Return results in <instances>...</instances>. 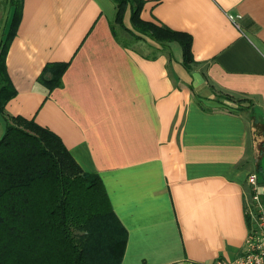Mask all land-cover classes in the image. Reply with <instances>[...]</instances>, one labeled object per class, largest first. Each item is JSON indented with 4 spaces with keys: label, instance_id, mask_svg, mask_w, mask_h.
Returning <instances> with one entry per match:
<instances>
[{
    "label": "crops",
    "instance_id": "obj_1",
    "mask_svg": "<svg viewBox=\"0 0 264 264\" xmlns=\"http://www.w3.org/2000/svg\"><path fill=\"white\" fill-rule=\"evenodd\" d=\"M114 14L112 0H22L0 137L7 117L33 119L100 176L127 231L121 264L232 259L247 175H264V0H144L142 19L191 35L187 65L176 41L118 42ZM49 62H68L51 91Z\"/></svg>",
    "mask_w": 264,
    "mask_h": 264
},
{
    "label": "trees",
    "instance_id": "obj_2",
    "mask_svg": "<svg viewBox=\"0 0 264 264\" xmlns=\"http://www.w3.org/2000/svg\"><path fill=\"white\" fill-rule=\"evenodd\" d=\"M112 1L110 27L118 42L149 40L158 50L176 41L183 62L193 60L191 35L142 19L144 0ZM21 7L22 0H0L1 114L16 93L5 56ZM67 67L68 62H49L38 81L51 91ZM126 242L100 176L84 171L47 127L21 115L7 117L0 137V264H121Z\"/></svg>",
    "mask_w": 264,
    "mask_h": 264
},
{
    "label": "built area",
    "instance_id": "obj_3",
    "mask_svg": "<svg viewBox=\"0 0 264 264\" xmlns=\"http://www.w3.org/2000/svg\"><path fill=\"white\" fill-rule=\"evenodd\" d=\"M247 182L250 195L245 200L248 230L244 248L234 258L218 260L216 264H264V187L257 172H250Z\"/></svg>",
    "mask_w": 264,
    "mask_h": 264
},
{
    "label": "rangeland",
    "instance_id": "obj_4",
    "mask_svg": "<svg viewBox=\"0 0 264 264\" xmlns=\"http://www.w3.org/2000/svg\"><path fill=\"white\" fill-rule=\"evenodd\" d=\"M127 18H128V15H127V17H126V20H127ZM128 23V22H127ZM143 42H144V44H137L138 45V48H142V49H145V47L144 46H146V44H145V42H147V40H142ZM144 51H147V52H149V50L147 49V50H144ZM179 54H180V56H181V50L179 51ZM258 175H259V177L262 179V177H264V175H263V173L262 172H260V171H258Z\"/></svg>",
    "mask_w": 264,
    "mask_h": 264
}]
</instances>
